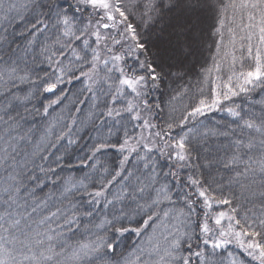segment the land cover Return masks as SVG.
<instances>
[{"label": "snow or ice", "instance_id": "1", "mask_svg": "<svg viewBox=\"0 0 264 264\" xmlns=\"http://www.w3.org/2000/svg\"><path fill=\"white\" fill-rule=\"evenodd\" d=\"M73 81L83 119L32 104ZM257 89L264 0H0V264H264V99L234 100ZM86 138L81 164L118 162L61 176L52 150ZM109 231L141 239L117 251Z\"/></svg>", "mask_w": 264, "mask_h": 264}, {"label": "trees", "instance_id": "2", "mask_svg": "<svg viewBox=\"0 0 264 264\" xmlns=\"http://www.w3.org/2000/svg\"><path fill=\"white\" fill-rule=\"evenodd\" d=\"M43 40V37L40 38ZM199 61H195L196 67L192 70L191 77L195 79V75L197 72H199L200 65L201 64H207L211 65L212 61L209 57V53L207 50L203 52L201 56L198 57ZM239 68V65H237ZM247 68V65H245V70ZM216 73H213V76H215ZM221 77L223 79H226L227 72L226 70L221 71L220 73ZM83 88V84H81L79 81H73L71 83H63L60 84L55 92L52 94L49 93H43L41 91L38 96H36L32 104L36 107H40L41 104L47 105L51 100L57 99V96H64L65 98L61 100L60 103H57L55 105H52V107L49 109L50 111V117L49 119L55 118L58 115H62L64 119L60 122V125L63 123H68L71 125V120L68 119L69 115L79 117V119H83L84 116L87 114L89 106L91 105L92 101L91 99L85 100V98L88 96V93H84L83 96L80 95V90ZM61 89H63V92H61ZM80 99L81 101H85L84 103H76L77 99ZM167 95L163 97L164 100H167ZM264 99V91H261L260 89H257L255 92L251 93L248 98L244 97L243 95L241 97L234 98L236 104L241 105L245 109L249 107V100H251L252 104L255 105V108L253 110L258 111L259 110V103L258 101ZM74 106L76 108H81L83 111L80 113H76L73 111ZM31 107V105H29ZM39 120L40 118L37 117ZM201 120L204 124H206L208 127H212L215 124H231L232 118L229 117L224 112H212L207 115V117H201ZM60 125H57V131L59 130ZM234 126V125H233ZM71 138V137H70ZM54 139V137H53ZM87 142V138L85 141H81L78 144L69 145L67 144V141H61L58 145L59 151H56V149H53L52 151L55 153V155L62 156L63 158L59 161L61 168L63 171L60 170V168L57 169L58 172H60V175L63 177H74V178H83L85 176H89L92 178H97L101 175H104L103 169L100 167V164H103L109 168L113 166L115 162H118V154L112 151H108L106 153L98 154V160L100 164H97V167L95 170H93L90 165H92L95 161L93 160H85L83 164H81L82 159L89 155L88 149L84 148V143ZM67 149V150H65ZM51 159L55 161V156H52ZM161 166L165 165V161L161 160ZM86 184H91V180H86ZM91 190V188L89 189ZM117 190V187H113L112 191L115 192ZM83 191V190H81ZM85 199H87L85 197ZM218 210L227 211V206H220ZM109 215V210L97 208V222L100 218H102L104 215ZM138 219V218H137ZM124 225L128 228H134L136 226V221H123ZM227 221H225V224ZM119 226V225H117ZM101 231V230H96ZM104 234V233H101ZM107 237L112 240L114 244L117 245V251H129L132 249L133 245L136 244L141 238L138 237L134 232L128 231L124 233L123 235H120L118 233H115L114 231H109L106 233ZM80 233H77V238H79ZM87 238L94 239V236H87ZM227 251H231L234 256L239 259L242 255V250L236 247L235 244L229 245ZM249 264H256V262L251 261L250 257H244ZM227 264V262H226Z\"/></svg>", "mask_w": 264, "mask_h": 264}, {"label": "rangeland", "instance_id": "3", "mask_svg": "<svg viewBox=\"0 0 264 264\" xmlns=\"http://www.w3.org/2000/svg\"><path fill=\"white\" fill-rule=\"evenodd\" d=\"M197 59H198V58H197ZM197 59H196V61H199V60H197ZM52 93H53V92H52ZM52 93H50V94H52Z\"/></svg>", "mask_w": 264, "mask_h": 264}]
</instances>
